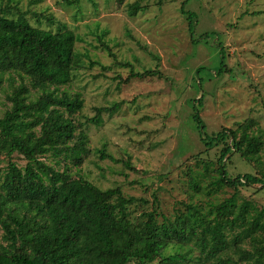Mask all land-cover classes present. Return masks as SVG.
<instances>
[{
    "label": "trees",
    "instance_id": "obj_1",
    "mask_svg": "<svg viewBox=\"0 0 264 264\" xmlns=\"http://www.w3.org/2000/svg\"><path fill=\"white\" fill-rule=\"evenodd\" d=\"M7 8L0 7V90L7 103L0 116V264H264V203L238 200L240 186L264 191V134L254 119L207 135L193 106L204 148L191 158L202 171L187 165L191 193L169 213L161 211L156 192L149 199L126 195L119 185L100 188L71 172L90 153L76 118L84 99L65 88L84 67L78 36L65 27L34 26L24 11L10 17ZM139 9L136 0L128 14ZM181 13L191 30L193 13ZM100 46L115 59L108 43L101 39ZM153 72L130 68L126 79ZM115 106L96 107L84 122L97 124L101 112ZM216 146L213 163L201 157ZM14 153L25 160L22 166ZM97 153L117 161L102 148ZM234 153L255 172L229 175L225 161ZM225 186L234 190L228 197H210Z\"/></svg>",
    "mask_w": 264,
    "mask_h": 264
},
{
    "label": "rangeland",
    "instance_id": "obj_2",
    "mask_svg": "<svg viewBox=\"0 0 264 264\" xmlns=\"http://www.w3.org/2000/svg\"><path fill=\"white\" fill-rule=\"evenodd\" d=\"M71 1L0 0V7L7 5L10 17L24 11L34 26L54 32L69 28L79 38L75 47L84 67L65 88L84 99L76 118L84 123L90 153L78 167L71 166L72 174L100 188L119 185L126 195L150 199L156 192L161 211L169 213L191 193L187 165L202 171L191 158L204 148L193 106L207 135L248 118L264 134V0H137L140 9L134 15L128 8L136 0ZM181 8L193 13L191 30ZM99 36L115 59L100 46ZM130 68L154 72L126 79ZM114 104L101 112L97 124L84 122L96 115V107ZM6 107L0 90V116ZM101 148L117 161L100 158ZM218 154L216 146L201 157L213 163ZM12 159L25 163L17 153ZM47 160L63 166L52 155ZM225 166L231 176L256 170L237 153ZM254 190L240 186L238 200L262 205L264 191ZM233 191L225 186L210 197L220 200Z\"/></svg>",
    "mask_w": 264,
    "mask_h": 264
}]
</instances>
